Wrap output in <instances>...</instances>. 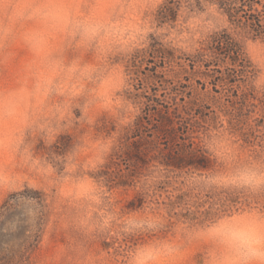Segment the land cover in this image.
Wrapping results in <instances>:
<instances>
[{
  "label": "rangeland",
  "instance_id": "374dc122",
  "mask_svg": "<svg viewBox=\"0 0 264 264\" xmlns=\"http://www.w3.org/2000/svg\"><path fill=\"white\" fill-rule=\"evenodd\" d=\"M165 2L0 0L7 264H264V38Z\"/></svg>",
  "mask_w": 264,
  "mask_h": 264
},
{
  "label": "trees",
  "instance_id": "16d2710c",
  "mask_svg": "<svg viewBox=\"0 0 264 264\" xmlns=\"http://www.w3.org/2000/svg\"><path fill=\"white\" fill-rule=\"evenodd\" d=\"M180 0H166V2L158 10V21L160 24L164 23H173L178 19V5L177 2ZM209 2H215L219 4L220 8L223 9L225 14L228 17L229 22L235 27H240L248 32H250L255 37L264 38V3L262 0H208ZM201 0H197V4L200 5ZM213 47L218 53L224 54L227 58V71L229 82H233L237 77H243L244 79L245 68L240 63L239 59V46L228 32H224L220 35H217L213 39ZM163 51H167L166 49ZM161 51V52H163ZM202 50L198 51L196 55L199 58H202ZM232 77V78H231ZM249 99V98H247ZM246 99V100H247ZM197 167V164H191ZM27 190L15 192L11 194L10 198L6 200L0 207V219L5 215L4 209L8 210V205L10 204L11 199L13 198H27L25 193ZM43 214L35 217L36 228L41 227L43 223ZM21 220L19 221V223ZM5 226V224H4ZM24 227V225H21ZM20 226V227H21ZM21 243V242H20ZM17 245V249L14 246H11L10 252L12 251L13 255H17L21 259L26 255L27 250L25 249V244ZM25 243V242H24ZM13 256L4 253L3 246H0V264H7L13 261ZM8 261V262H6Z\"/></svg>",
  "mask_w": 264,
  "mask_h": 264
}]
</instances>
